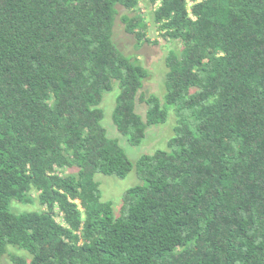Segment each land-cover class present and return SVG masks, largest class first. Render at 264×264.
Returning a JSON list of instances; mask_svg holds the SVG:
<instances>
[{
  "label": "trees",
  "instance_id": "obj_1",
  "mask_svg": "<svg viewBox=\"0 0 264 264\" xmlns=\"http://www.w3.org/2000/svg\"><path fill=\"white\" fill-rule=\"evenodd\" d=\"M150 1L184 45L164 104L114 40L118 6L139 0H0V262L14 247L32 257L14 264H264V0ZM124 23L151 43L143 16ZM116 82L114 123L133 146L178 110L170 151L135 165L109 138L101 105ZM135 168L143 184L117 217L96 176ZM33 191L48 211L15 212Z\"/></svg>",
  "mask_w": 264,
  "mask_h": 264
},
{
  "label": "rangeland",
  "instance_id": "obj_2",
  "mask_svg": "<svg viewBox=\"0 0 264 264\" xmlns=\"http://www.w3.org/2000/svg\"><path fill=\"white\" fill-rule=\"evenodd\" d=\"M140 3L135 9H128L124 6H118V18L116 21L114 40L119 49L129 58L139 60L141 65L150 72L149 79L145 82L143 93L146 95H157L162 104L167 94L166 90V76L169 72L167 66V58L170 52L175 51L181 55L184 45L180 41H173L165 39L159 29V25L155 22V12L159 5H154L150 0H139ZM192 4L189 5V8ZM143 16L146 23L149 25L147 37L151 43H139L136 36L127 33L125 19ZM114 90L111 93H105L104 101L101 108L105 112V119L103 127L107 130L108 136L111 139H118L122 148L125 149L131 161L137 165L139 159L143 155H153L158 150L170 151L169 141L175 136V128L178 125L179 114L178 110L169 108L168 120L165 124L151 127L148 130L146 140L141 146H133L129 139L122 136L115 123L114 113L117 106V100L121 93L119 83H115ZM142 94V93H141ZM148 106L138 101L137 113L142 116L145 121L147 116ZM79 169L76 166L68 167L62 171V175H77ZM96 180L101 184L102 198L104 202H112L117 217L121 216L124 206V199L129 189L142 185L143 182L137 174L136 168L126 178L119 179L113 176H105L98 174ZM35 203L32 205H22L14 201L13 209L17 213L25 212H46L48 208L41 205L39 201V193L32 192ZM56 221L65 225L63 214L56 209ZM13 255L21 256L29 261L32 259L31 255L25 251H20L14 247L9 248V253L2 259L0 264H14L12 261Z\"/></svg>",
  "mask_w": 264,
  "mask_h": 264
}]
</instances>
